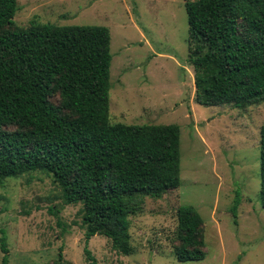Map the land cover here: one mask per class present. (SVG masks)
<instances>
[{"label": "trees", "instance_id": "1", "mask_svg": "<svg viewBox=\"0 0 264 264\" xmlns=\"http://www.w3.org/2000/svg\"><path fill=\"white\" fill-rule=\"evenodd\" d=\"M18 9V0H0V184L47 172L70 203L83 204L86 240L104 235L129 255L131 216L144 210L147 196L181 184V127L112 122L109 27H22L14 19ZM186 11L197 101L240 109L263 103L264 0H186ZM260 148L264 205V125ZM177 219L178 260H204V218L182 205ZM0 242L9 264L6 233ZM85 252L89 264H98Z\"/></svg>", "mask_w": 264, "mask_h": 264}, {"label": "rangeland", "instance_id": "2", "mask_svg": "<svg viewBox=\"0 0 264 264\" xmlns=\"http://www.w3.org/2000/svg\"><path fill=\"white\" fill-rule=\"evenodd\" d=\"M18 4L14 19L22 27L32 21L109 27L111 120L180 125L181 184L161 197H146L144 210L130 218L133 252L124 255L104 235L86 240L83 204L70 203L52 175L8 177L0 184V238L6 233L9 264H89L87 248L98 264H264V102L240 109L197 101L186 0ZM182 205L195 206L204 218V260L176 256ZM3 256L0 242V264Z\"/></svg>", "mask_w": 264, "mask_h": 264}]
</instances>
